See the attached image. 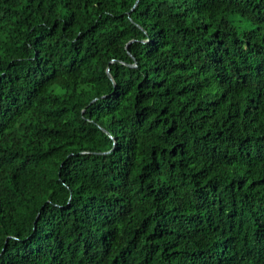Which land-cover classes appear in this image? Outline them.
I'll return each instance as SVG.
<instances>
[{"label": "trees", "instance_id": "trees-1", "mask_svg": "<svg viewBox=\"0 0 264 264\" xmlns=\"http://www.w3.org/2000/svg\"><path fill=\"white\" fill-rule=\"evenodd\" d=\"M135 2L0 0V264H264V0Z\"/></svg>", "mask_w": 264, "mask_h": 264}, {"label": "rangeland", "instance_id": "rangeland-1", "mask_svg": "<svg viewBox=\"0 0 264 264\" xmlns=\"http://www.w3.org/2000/svg\"><path fill=\"white\" fill-rule=\"evenodd\" d=\"M233 21L236 22V21H238V20L236 19V17H234Z\"/></svg>", "mask_w": 264, "mask_h": 264}, {"label": "water", "instance_id": "water-1", "mask_svg": "<svg viewBox=\"0 0 264 264\" xmlns=\"http://www.w3.org/2000/svg\"><path fill=\"white\" fill-rule=\"evenodd\" d=\"M136 2H137V0H136ZM136 2H135V4H136ZM135 4H134V5H135ZM131 65H135V64H131ZM108 75L110 76V74H109V73H108ZM93 100H94V99H93Z\"/></svg>", "mask_w": 264, "mask_h": 264}]
</instances>
